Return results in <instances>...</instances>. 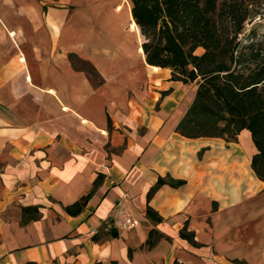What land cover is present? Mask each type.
Instances as JSON below:
<instances>
[{"label":"crops","instance_id":"crops-1","mask_svg":"<svg viewBox=\"0 0 264 264\" xmlns=\"http://www.w3.org/2000/svg\"><path fill=\"white\" fill-rule=\"evenodd\" d=\"M124 6L0 0V264H235L264 238L250 132L180 134L197 85L146 62ZM159 176L184 182L147 198ZM124 194L140 224L107 230Z\"/></svg>","mask_w":264,"mask_h":264},{"label":"trees","instance_id":"trees-1","mask_svg":"<svg viewBox=\"0 0 264 264\" xmlns=\"http://www.w3.org/2000/svg\"><path fill=\"white\" fill-rule=\"evenodd\" d=\"M130 2L132 24L142 36L140 50L146 62L170 68L173 80L197 85L177 131L190 138L234 141L247 129L256 147L251 168L264 182V35H257L253 28L246 42L239 39L246 21L263 12L249 7L253 4L249 0ZM199 48L200 53L196 52ZM183 182L159 176L147 198L164 183L177 186ZM146 214L161 220L150 207ZM154 233L149 231V244ZM179 234L195 244L186 228Z\"/></svg>","mask_w":264,"mask_h":264},{"label":"rangeland","instance_id":"rangeland-1","mask_svg":"<svg viewBox=\"0 0 264 264\" xmlns=\"http://www.w3.org/2000/svg\"><path fill=\"white\" fill-rule=\"evenodd\" d=\"M221 1V0H219ZM251 3L249 7L251 8H255V9H260L261 12H263V14L261 16H256L254 19L251 20H247L244 26V30L242 33L239 34V39L242 43L246 42L249 38V35L251 34V29L254 28V31L257 35H264V0H249ZM124 3L126 4V6H124V11L127 13V16L129 17L130 20V24H129V29L131 32H134L136 34L139 33V29L132 24V17H131V2L130 0H124ZM123 7L121 5L117 6V10H122ZM128 28V27H127ZM131 42H132V47L135 48V36L131 35ZM138 39V38H137ZM139 42H142V36L139 35ZM137 51L139 53H141L140 50V45L138 44L137 46ZM202 50L199 48L196 50V52L200 53ZM81 65H84L81 63ZM85 66V65H84ZM246 233V234H245ZM245 233H243V236H245L248 239H251L250 237L251 234L246 231ZM262 234H260L261 236ZM257 239H260V243H254V244H250L248 246V250L251 252L250 258H244V259H237L235 264H264V243H262V241L264 240V238L261 237H257ZM252 240V239H251ZM254 254V255H253ZM253 255V256H252ZM258 255V256H257Z\"/></svg>","mask_w":264,"mask_h":264},{"label":"built area","instance_id":"built-area-1","mask_svg":"<svg viewBox=\"0 0 264 264\" xmlns=\"http://www.w3.org/2000/svg\"><path fill=\"white\" fill-rule=\"evenodd\" d=\"M128 197L127 194H124L116 203L117 215L115 219H110L106 222L105 228L110 230L112 228L119 229H132L137 227L140 224L139 219L134 216L129 210L125 209L123 205V200Z\"/></svg>","mask_w":264,"mask_h":264}]
</instances>
